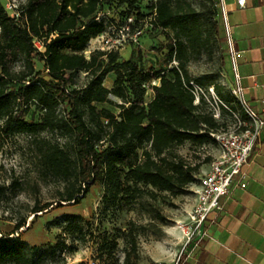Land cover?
I'll use <instances>...</instances> for the list:
<instances>
[{"label": "trees", "instance_id": "obj_1", "mask_svg": "<svg viewBox=\"0 0 264 264\" xmlns=\"http://www.w3.org/2000/svg\"><path fill=\"white\" fill-rule=\"evenodd\" d=\"M143 1L148 2V13L142 10ZM117 2L123 6L118 16L102 12ZM201 6L197 9L191 0H27L16 17L0 1V138L63 132L75 140L73 152L49 142L40 151L46 174L66 183L63 201L78 203L101 182L105 211L138 206L149 214L148 223L131 220L125 231L119 230L126 248L123 264H138L141 235L165 237L159 225H165V217L155 206L154 190L178 197L188 194L198 180L201 165H191L175 149L185 142L212 143V134L220 129L211 114L194 104V96L184 86L191 79L188 65L193 52L201 53L213 41L220 45L222 56L226 52L216 0H201ZM145 23H150L149 31L166 34L169 60L179 64L170 75L146 70L133 58L120 61L118 51L85 56L91 41L111 28L120 31L129 26L133 32ZM35 42L42 43L43 51ZM37 57L49 79L36 70ZM19 59L23 64L15 70ZM81 72L94 79L85 89L68 90ZM110 73L116 76L112 89L104 86ZM156 80L160 85L152 87L155 97L146 104L145 86ZM218 93L232 101L219 89ZM110 96L121 102L118 116L96 107L110 103ZM62 104L72 106L68 121L58 112ZM31 106L41 111L39 121L26 119ZM104 138L107 146L100 150ZM21 190L16 181L11 186L0 182V205ZM46 209L37 206L34 213ZM79 220L70 217L64 232L83 234ZM24 226L10 234L0 232V264H44L45 253L38 258L30 255L28 245L13 236ZM116 248L114 240L112 249Z\"/></svg>", "mask_w": 264, "mask_h": 264}, {"label": "rangeland", "instance_id": "obj_2", "mask_svg": "<svg viewBox=\"0 0 264 264\" xmlns=\"http://www.w3.org/2000/svg\"><path fill=\"white\" fill-rule=\"evenodd\" d=\"M0 1L11 16L18 17L21 7L27 0ZM191 1L197 9H202L201 0ZM147 4V1L141 3L142 10L146 13L149 12L146 8ZM102 10L116 17L123 10V6L117 2ZM149 29H151L150 23L139 44H133L128 39L119 47L120 61H125L132 55V58L144 69L160 73V75H170L171 70L176 66H171L172 62L169 60V42L166 34L162 31H149ZM222 32L221 27L220 36H223ZM123 34L128 38V33H120L119 30L111 28L106 35L90 43L84 52L85 56L90 59L97 51L108 49L112 42L107 44V41L116 40ZM35 46L39 51H43L42 43L35 42ZM223 57L224 60H222ZM225 62L220 45L213 41L201 53H192L188 70L191 79L198 80L204 87L215 85L217 90L219 89L225 97L232 100L231 102L225 100L226 102L237 105L236 99L231 94L229 72ZM22 64L23 61L19 59L13 66L15 70H19ZM34 64L36 70L42 73V77L49 79L48 71L38 57L34 60ZM115 78V73L108 74L104 79V86L112 89ZM93 79L94 76L81 72L74 80L72 88L68 90L85 89ZM157 82L160 81L157 80ZM153 86L152 82L147 84L146 104L152 99ZM110 100V103H97L96 107L99 112L107 110L118 116L121 112V102L113 96H110ZM71 107L66 104L59 107L58 112L65 121L69 120ZM202 108L208 112L205 105H202ZM40 115L41 111L31 106L26 119L39 121ZM224 121L220 128L227 126L229 118L225 117ZM103 123L107 125L108 121L103 118ZM2 124L3 122H0V127ZM105 141L106 138L97 148L104 149L107 146ZM47 142L71 152L75 145V140L60 131H46L36 136L27 133L1 136L0 182L11 186L16 181L22 185V190L16 195H11L0 205V232L10 234L18 225L25 223V226L13 236L20 237L28 245L30 255L38 258L45 253L44 264H123L126 248L123 239L120 238L119 230L125 231L126 225L131 220L142 224L148 223L149 214L143 212L138 206L132 207L130 211L127 209L105 211L102 205L105 186L101 182L93 185L90 192L78 203L63 201L62 194L66 183L46 174L40 162V151ZM175 151L191 165H201L202 172L208 168L213 156L217 153V146L215 141L205 145L185 142ZM154 191L158 194L155 206L165 217V225L159 222L164 229L165 237L159 238L150 233L141 235L138 264H175L186 240L179 226L186 222L194 198L190 187L188 194L178 197ZM166 195L168 198H165ZM37 206H48V209L35 214L34 209ZM72 216L79 217V222L83 225V234L69 236L64 232ZM114 240L117 241L116 249H112ZM53 251H56L55 255H51Z\"/></svg>", "mask_w": 264, "mask_h": 264}, {"label": "crops", "instance_id": "obj_3", "mask_svg": "<svg viewBox=\"0 0 264 264\" xmlns=\"http://www.w3.org/2000/svg\"><path fill=\"white\" fill-rule=\"evenodd\" d=\"M226 8L239 52L237 81L220 17L230 86L239 84L245 104L264 119V0H246L244 8L237 0H226ZM245 170L246 187L234 185L231 195L222 198L224 209L209 218L204 238L187 247L185 240L180 264H264V131Z\"/></svg>", "mask_w": 264, "mask_h": 264}, {"label": "built area", "instance_id": "obj_4", "mask_svg": "<svg viewBox=\"0 0 264 264\" xmlns=\"http://www.w3.org/2000/svg\"><path fill=\"white\" fill-rule=\"evenodd\" d=\"M153 1L156 2L157 0ZM218 3L220 4V17L225 26L228 52L232 59L235 78L239 81L240 78L237 73L239 52L232 37L226 0H218L216 8H218ZM237 3L239 7L244 8L246 0H237ZM129 23H133V19H130ZM148 25L145 23L144 27L133 32L127 26L120 30V33H128V38L125 37V34L118 36L116 40L107 41V44L112 42L108 49L105 50L104 48L99 51H119V47L128 39L133 44H139ZM174 65L176 68L179 66L176 60L171 63V66ZM152 83L154 86H159L160 82L158 83L156 80ZM184 86L194 96V104L196 106L205 105L208 108V113L220 126L221 123L225 122V117L229 118L226 127H221L212 134L217 146V153L213 156L208 169L203 170L199 174L197 182L190 185L191 194L194 198L192 209L187 215L186 222L179 226L185 234V247H187L192 241H198L207 235L205 229L207 221L213 214H219L223 211L224 205L221 200L223 197L231 195L233 186L246 187L247 173L245 169L264 131V119L245 104L242 98V88L239 84L236 87H230L237 105L226 102L218 93L215 85L204 87L195 79H190L184 81ZM145 87L147 88V85ZM181 255L175 264H180Z\"/></svg>", "mask_w": 264, "mask_h": 264}]
</instances>
